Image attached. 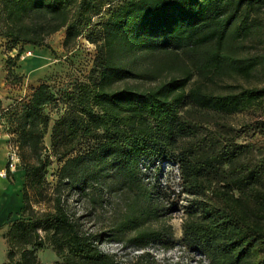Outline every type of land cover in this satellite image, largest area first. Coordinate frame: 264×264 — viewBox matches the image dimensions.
Segmentation results:
<instances>
[{
    "label": "trees",
    "instance_id": "trees-1",
    "mask_svg": "<svg viewBox=\"0 0 264 264\" xmlns=\"http://www.w3.org/2000/svg\"><path fill=\"white\" fill-rule=\"evenodd\" d=\"M62 30L63 48L79 38L94 46L90 68L62 82L43 79L6 107L0 99V117L16 138L25 212L28 191L39 192L47 167L60 164L51 208L9 222L3 264H37L35 251L45 245L62 264H148L147 253L122 262L102 252L101 236L83 231L61 194L75 191L95 207L106 194L137 191L149 204L118 225L135 229L158 212L141 184L143 161L178 167L189 198L186 249L208 264H264V118L240 128L227 123L264 112V85L209 90L229 78L264 79V0H0V39L16 52L6 79L23 53L48 49L46 40ZM155 55L166 61L136 69ZM175 67L177 75L160 80ZM131 81L157 84L140 89ZM161 237L143 230L130 243L143 250Z\"/></svg>",
    "mask_w": 264,
    "mask_h": 264
},
{
    "label": "rangeland",
    "instance_id": "rangeland-1",
    "mask_svg": "<svg viewBox=\"0 0 264 264\" xmlns=\"http://www.w3.org/2000/svg\"><path fill=\"white\" fill-rule=\"evenodd\" d=\"M96 21V19L94 20ZM64 39V30L52 35L46 40L47 48H41L31 51L29 57L22 60L20 57L16 63L18 74H21V82L14 83L15 75L10 74L6 79L7 69L6 61L14 58L16 52L11 51L0 39V99L3 106L6 107L16 97L27 94L30 86L36 84L40 79L56 78V81L71 78H79V73H85L91 66L94 56V46L88 44L82 38H79L75 44L65 49L62 46ZM30 50L26 48L25 51ZM258 51V50H257ZM165 56L155 55L145 57L135 62L137 70H150L154 65L166 61ZM179 64H187L185 60L178 61ZM180 65L176 66L179 67ZM166 70L161 74L160 80L172 75H177L178 70ZM196 80L194 76L188 86ZM130 85L138 86L140 89H147L155 86L157 82L139 81L129 82ZM243 87H261L264 85V79L258 78L251 81H244L240 78L225 79L218 85L209 86L213 92H225L221 85ZM123 86V85H120ZM53 112L51 118L54 119ZM264 118V112H247L231 116L227 123L235 128L248 125L256 119ZM50 127L44 137L43 144L49 149ZM251 133H248L245 139L254 142ZM15 136L11 134L7 125V119L0 117V169L7 172V154L17 148ZM243 139H238L241 142ZM49 154V151L47 150ZM18 155V154H17ZM60 164L53 161L47 167L44 175L42 188L37 191H28V210L25 212V203L22 195V185L24 181L21 167L8 177H0V264L6 263L7 245L3 239L7 232V226L10 221L18 219L31 213L40 214L48 211L52 206L54 198V187L57 182V173ZM13 171V172H14ZM141 184L148 192L152 193V203L157 206V217L142 223L135 229L118 230L119 223L128 215L138 214L149 201L138 197L136 192H118L112 195H105L104 202L95 207H91L87 199L75 191L66 190L62 192V204L70 217L76 219L81 225L84 232H89L101 236L98 245L102 252L115 256L122 262H131L137 256L143 253L149 255L148 264H208L207 260L196 252L186 249L181 243V224L183 209L189 201L188 196L181 191V181L177 165L173 161L140 164ZM139 198V199H138ZM160 231L162 232L161 240L150 242L143 250L138 249L130 240L138 231ZM43 236V233L40 232ZM37 264H62L52 248L45 245L42 249L35 251ZM15 256V260L18 259Z\"/></svg>",
    "mask_w": 264,
    "mask_h": 264
},
{
    "label": "built area",
    "instance_id": "built-area-1",
    "mask_svg": "<svg viewBox=\"0 0 264 264\" xmlns=\"http://www.w3.org/2000/svg\"><path fill=\"white\" fill-rule=\"evenodd\" d=\"M31 55V52H25L21 55L22 59L25 57H29ZM19 164V157L15 150H11L7 154V171L13 172L16 170L17 166ZM7 172L2 171L0 172V177H6Z\"/></svg>",
    "mask_w": 264,
    "mask_h": 264
},
{
    "label": "crops",
    "instance_id": "crops-1",
    "mask_svg": "<svg viewBox=\"0 0 264 264\" xmlns=\"http://www.w3.org/2000/svg\"><path fill=\"white\" fill-rule=\"evenodd\" d=\"M23 59H25V58H23ZM23 59H22V60H23ZM17 68H18V66H17ZM15 73H17V75H19L18 72H17V69L15 70ZM19 76H21V74H20ZM41 80H43V79H41ZM41 80L39 79V80L36 82V84H38V82L41 81ZM36 84H34V85H36ZM34 85H33V86H34ZM23 95H24V94H23ZM23 95H21V96H23ZM18 97H20V96H18ZM18 97H16V98H18ZM16 98H15V99H16ZM1 142H2V141H0V143H1ZM2 171H3V169H0V172H2ZM16 172H17V171L11 172V175H13V174L16 173ZM10 179H11V178H10Z\"/></svg>",
    "mask_w": 264,
    "mask_h": 264
}]
</instances>
